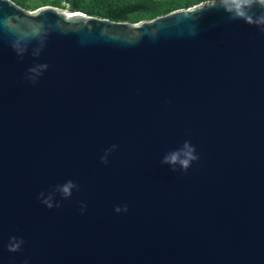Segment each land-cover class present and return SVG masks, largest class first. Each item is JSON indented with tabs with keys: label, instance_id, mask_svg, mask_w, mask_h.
<instances>
[{
	"label": "water",
	"instance_id": "95a60500",
	"mask_svg": "<svg viewBox=\"0 0 264 264\" xmlns=\"http://www.w3.org/2000/svg\"><path fill=\"white\" fill-rule=\"evenodd\" d=\"M0 264H264V32L208 2L127 23L0 0Z\"/></svg>",
	"mask_w": 264,
	"mask_h": 264
},
{
	"label": "clouds",
	"instance_id": "9594fccd",
	"mask_svg": "<svg viewBox=\"0 0 264 264\" xmlns=\"http://www.w3.org/2000/svg\"><path fill=\"white\" fill-rule=\"evenodd\" d=\"M208 7L222 9L230 20H243L246 24L256 26L264 32V0H208ZM257 7L261 10L259 15L253 11L254 8ZM47 35L48 33L44 31L43 24L39 22L30 23L20 32L18 39L12 44L13 50L20 58H23L28 51V43L31 40H36L40 46L33 50V56L38 57L42 51L43 43ZM46 69L47 65H38L29 68L28 72L33 74L29 78L35 82V77L39 76L42 71ZM115 149L116 145H113L105 152L104 156L101 158L103 163H108V156L111 152L115 151ZM198 159L199 157L196 154L195 147L189 141H185L181 148L168 152L164 156L162 163L168 165L172 171H176L178 167L186 172L193 162L198 161ZM75 187V184L68 181L63 186L58 187V191L62 193L64 198H69L72 194V189ZM41 196H43V194H41ZM42 202L49 209L54 206L51 196L47 199H43ZM56 206L58 207L59 205ZM82 207H84V205H82ZM114 211L119 214L121 211L127 212L128 208L127 205H125L123 209L117 206ZM22 243V240L18 241L15 237L11 238L8 251H19Z\"/></svg>",
	"mask_w": 264,
	"mask_h": 264
},
{
	"label": "trees",
	"instance_id": "16d2710c",
	"mask_svg": "<svg viewBox=\"0 0 264 264\" xmlns=\"http://www.w3.org/2000/svg\"><path fill=\"white\" fill-rule=\"evenodd\" d=\"M25 10L53 6L114 22L138 23L208 0H11Z\"/></svg>",
	"mask_w": 264,
	"mask_h": 264
}]
</instances>
